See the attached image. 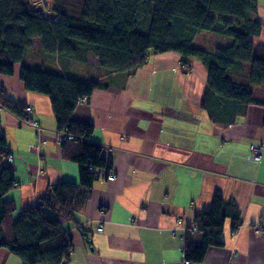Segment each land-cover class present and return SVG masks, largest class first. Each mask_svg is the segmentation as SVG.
I'll return each instance as SVG.
<instances>
[{
  "label": "crops",
  "instance_id": "0c3cea01",
  "mask_svg": "<svg viewBox=\"0 0 264 264\" xmlns=\"http://www.w3.org/2000/svg\"><path fill=\"white\" fill-rule=\"evenodd\" d=\"M251 18L264 26V0H257ZM204 35L192 46L214 51L199 44ZM219 38L224 42L217 48L230 44ZM256 39L264 44V30ZM68 45L70 54L49 52L32 38L13 73L0 75V95L30 107L26 115L42 129L39 140L35 129L0 109V136L15 179L4 199L14 203L15 214L34 209L53 185L79 183L77 165L62 158L56 142L49 98L26 91L19 79L20 69L30 67L99 86L81 99L84 119L93 127L88 141L104 159L111 155L115 178L96 177L81 210L62 222L70 242L66 264H183L185 231L196 228L195 214L215 197L224 203V245L208 248L198 264H264V105L214 102L206 65L197 58L149 50L145 65L125 76L102 68L91 45ZM248 69L244 65L234 81L244 83ZM249 87L264 101V86ZM254 145L263 147L259 162L252 159ZM2 250L0 264H23Z\"/></svg>",
  "mask_w": 264,
  "mask_h": 264
},
{
  "label": "trees",
  "instance_id": "16d2710c",
  "mask_svg": "<svg viewBox=\"0 0 264 264\" xmlns=\"http://www.w3.org/2000/svg\"><path fill=\"white\" fill-rule=\"evenodd\" d=\"M50 1L56 4L49 8L56 22H48L28 0H0V75L13 73L32 38H39L45 50L60 54H70L73 47L68 42L89 44L102 68L125 76L134 75L145 65L149 50L176 52L183 59L204 62L207 92L214 102L264 105L249 87L264 86V44L256 39L264 26L251 18L257 0ZM200 32L227 38L230 44L212 52L194 48L192 41ZM244 65L249 69L240 84L233 75ZM19 79L26 91L49 98L57 132L71 136V140L60 143L61 154L77 165L79 183L53 185L34 209L15 214L14 203L4 199L15 179L7 163L11 154L0 136V250L5 249L23 264H60L68 260L70 251L61 224L72 220L83 207L96 180L90 168L111 170V162L102 158L101 148L88 141L93 127L84 119L81 101L99 86L30 67L20 69ZM14 106L0 95V109L19 122L29 118L25 106ZM224 222V203L215 197L208 210L195 214L196 228L185 231L184 259L198 264L208 248L222 247Z\"/></svg>",
  "mask_w": 264,
  "mask_h": 264
},
{
  "label": "built area",
  "instance_id": "2783aa9c",
  "mask_svg": "<svg viewBox=\"0 0 264 264\" xmlns=\"http://www.w3.org/2000/svg\"><path fill=\"white\" fill-rule=\"evenodd\" d=\"M28 1H29L30 6L34 10H36L37 12H40L42 17L45 18L48 22H56L57 21V18H56L55 15H53V14H51L49 12L46 13V10L48 11L49 9L43 10L41 8V5H43V3L45 4V7H46V3H45L44 0H28ZM30 111H31L30 107L26 106L24 108V112L26 114L29 113ZM20 122H24L25 123V125H22V126L32 127L33 129H36V131L38 133V131H39V123L37 121H35V120L31 119V118H27V120H21ZM55 139H56V142L62 143L64 141H66V140H71L72 138H71V136H66V134L63 131H61V132H56ZM262 153H263V147L262 146H259V145L252 146V159L254 161L259 162L260 159H261ZM7 160H8V162H11L12 161V157L9 156ZM105 161L106 162H111V155L110 154H107L105 156ZM90 171L94 172L95 178L96 177H100L102 174L107 175V179L108 180H113L115 178V176L112 174L111 170L106 172L105 169L94 170L93 168H90ZM260 222H264V218ZM260 222H257L254 225V228H255V230L257 232H259L260 227H261ZM78 231L82 233L84 231V228L79 227ZM97 231L101 232L102 231L101 227L98 228ZM63 238H64V240H66L68 242V244L70 243L69 240L67 239V237L63 236ZM85 241L89 242V239L85 238ZM60 264H66V260L63 259L60 262ZM183 264H193V263L191 261H189V260H184Z\"/></svg>",
  "mask_w": 264,
  "mask_h": 264
},
{
  "label": "rangeland",
  "instance_id": "374dc122",
  "mask_svg": "<svg viewBox=\"0 0 264 264\" xmlns=\"http://www.w3.org/2000/svg\"><path fill=\"white\" fill-rule=\"evenodd\" d=\"M45 1V3H46V7H45V4L43 3V5H41V8L43 9V10H46V9H49V8H51L52 7V5L54 6V5H56L55 4V2H54V4L50 1V0H44ZM65 2H67V1H65ZM64 5V4H63ZM258 6H260V7H262V5L261 4H259ZM51 13L49 10L47 11L46 10V13ZM205 37H202L201 39H199L198 40V42H199V44H201V46L202 47H206V49L208 48L209 50H212V49H217V45H219V44H222L223 42H224V39H222V38H219V37H216V36H210V35H204ZM16 105H19V104H15V106ZM20 124H21V126L22 125H25V123L24 122H20ZM25 127H28V126H25ZM29 128H32V127H29ZM35 131H36V129H35ZM42 129L39 127V131H38V133H37V131H36V137L40 140V138H41V136H42ZM11 156V155H10ZM12 162V161H11ZM11 162H8V160H7V163H11ZM6 250H2V252H3V254H6V255H8L9 256V258H10V260H18V258H16V257H11L12 255H9L8 253H6L5 252Z\"/></svg>",
  "mask_w": 264,
  "mask_h": 264
},
{
  "label": "clouds",
  "instance_id": "9594fccd",
  "mask_svg": "<svg viewBox=\"0 0 264 264\" xmlns=\"http://www.w3.org/2000/svg\"><path fill=\"white\" fill-rule=\"evenodd\" d=\"M28 4H29V1H28ZM30 5V4H29ZM52 14V13H51ZM54 15V14H53Z\"/></svg>",
  "mask_w": 264,
  "mask_h": 264
}]
</instances>
